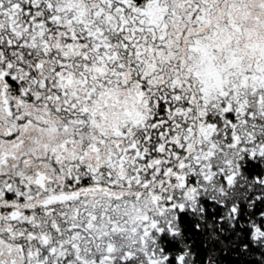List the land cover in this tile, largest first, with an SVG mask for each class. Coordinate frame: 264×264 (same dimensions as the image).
Segmentation results:
<instances>
[{
	"label": "snow or ice",
	"instance_id": "obj_1",
	"mask_svg": "<svg viewBox=\"0 0 264 264\" xmlns=\"http://www.w3.org/2000/svg\"><path fill=\"white\" fill-rule=\"evenodd\" d=\"M0 264H264V0H0Z\"/></svg>",
	"mask_w": 264,
	"mask_h": 264
}]
</instances>
